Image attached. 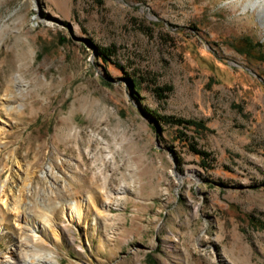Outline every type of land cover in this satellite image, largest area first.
<instances>
[{
  "label": "rangeland",
  "instance_id": "obj_1",
  "mask_svg": "<svg viewBox=\"0 0 264 264\" xmlns=\"http://www.w3.org/2000/svg\"><path fill=\"white\" fill-rule=\"evenodd\" d=\"M250 1L0 0V264H264Z\"/></svg>",
  "mask_w": 264,
  "mask_h": 264
},
{
  "label": "trees",
  "instance_id": "obj_2",
  "mask_svg": "<svg viewBox=\"0 0 264 264\" xmlns=\"http://www.w3.org/2000/svg\"><path fill=\"white\" fill-rule=\"evenodd\" d=\"M101 57H103L105 60L108 59L107 53L105 51L100 52ZM130 84L132 86L133 92L137 95H139L137 88V85L133 80H129ZM159 96H162L161 93H158ZM165 121L171 125V126H178V127H183V128H191L193 131L197 134H202L204 132L209 131V129L205 126L204 122L202 121H196V120H181V119H176L174 117L168 116L164 118ZM191 149L198 155H203L202 152H199L193 148V146H190Z\"/></svg>",
  "mask_w": 264,
  "mask_h": 264
},
{
  "label": "bare ground",
  "instance_id": "obj_3",
  "mask_svg": "<svg viewBox=\"0 0 264 264\" xmlns=\"http://www.w3.org/2000/svg\"><path fill=\"white\" fill-rule=\"evenodd\" d=\"M255 8H258L259 17L262 20V22H264V0H256L254 2L250 1L245 6V10L255 9ZM10 110H11V108H10ZM2 198H3V196H2ZM2 201L4 202V199H2ZM1 232H2V230H0V234H1ZM39 262H40V260L37 263H39ZM32 263H33L32 260H29V262H27V264H32ZM9 264H10V262H9ZM41 264H45V263L44 262H41Z\"/></svg>",
  "mask_w": 264,
  "mask_h": 264
}]
</instances>
